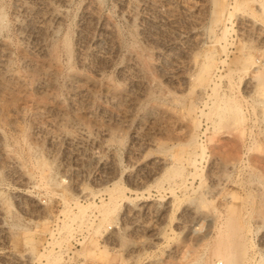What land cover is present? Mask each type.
<instances>
[{
	"label": "rangeland",
	"instance_id": "rangeland-1",
	"mask_svg": "<svg viewBox=\"0 0 264 264\" xmlns=\"http://www.w3.org/2000/svg\"><path fill=\"white\" fill-rule=\"evenodd\" d=\"M262 2L0 0V264H264Z\"/></svg>",
	"mask_w": 264,
	"mask_h": 264
},
{
	"label": "bare ground",
	"instance_id": "bare-ground-1",
	"mask_svg": "<svg viewBox=\"0 0 264 264\" xmlns=\"http://www.w3.org/2000/svg\"><path fill=\"white\" fill-rule=\"evenodd\" d=\"M258 1V0H257ZM260 3V2H259ZM262 3H264V2H262ZM23 7V6H22ZM261 9H264V5H262V4H260V6H259ZM26 8V7H25ZM1 13V12H0ZM61 14V13H60ZM60 14L58 13V14H56V16H54V20L55 21H57L58 19H60L59 17H60ZM1 20V19H0ZM26 21V20H25ZM20 26V25H19ZM58 26V25H57ZM214 41V40H213ZM4 44V43H3ZM213 45V44H212ZM5 47V46H4ZM3 49V48H2ZM7 50L9 49L8 47L6 48ZM45 51V50H44ZM47 52H49V51H47ZM55 52V51H54ZM23 53V52H22ZM3 54V53H2ZM24 54V53H23ZM5 55V54H4ZM4 55H2V56H4ZM204 55V54H203ZM23 56V55H22ZM51 58V57H50ZM247 58H250V57H247ZM4 59H6L5 58V56H4ZM23 59H24V62L26 63V64H28V65H33L34 64V62H33V60L32 59H30V58H28L26 55H24V57H23ZM52 60H53V57H52ZM213 56L211 55V52L210 53H206V55H205V59H204V61H203V63L200 65V71H199V73H198V76L196 77V78H198V80H197V85L200 87V89H201V87L202 86H204L205 85V82H206V79H207V77L209 76V74H210V72H211V69H212V66H213ZM0 64H2V63H4V60L3 59H1L0 60ZM6 63V62H5ZM47 63V62H46ZM248 63H249V61H248ZM2 68V67H1ZM56 68H58V67H56ZM199 69V68H198ZM44 70V69H43ZM45 72V71H44ZM69 77L72 79V80H75V79H83L84 78V76H83V74H81L80 72H72V73H70V75H69ZM5 78V77H4ZM195 78V79H196ZM252 79V78H251ZM249 80V79H248ZM8 81H11V82H13V83H20V81H19V78L18 77H15V76H12L11 78H9V80ZM196 81V80H195ZM253 82V81H252ZM252 82L250 81L249 82V87L250 86H252L253 88H255V87H257V85H255L256 83H254V85L252 84ZM22 83V82H21ZM41 83V82H40ZM1 84L6 88V87H8L9 86V83L7 84V82H4V80H2V82H1ZM93 84H96V82H94L93 81ZM44 85H46V84H40V85H38L39 87H44ZM91 85H92V83H91ZM195 85V84H194ZM208 85V84H207ZM93 86V85H92ZM196 87V86H195ZM259 88V87H258ZM40 89V88H39ZM199 89V88H198ZM105 90H106V95L108 96V97H111V98H114V97H121V95H122V91L121 90H119V89H117V88H115L111 83H107L106 84V86H105ZM198 92L200 91V90H197ZM197 92V94L199 95V93ZM232 103V102H231ZM34 104V103H33ZM32 104V105H33ZM233 104V103H232ZM34 106V105H33ZM230 106V105H229ZM40 107L41 106H39V105H35L34 107H33V111L34 112H38L39 110H40ZM223 108V107H222ZM239 110V109H238ZM229 112L230 113H232V117L230 116V118H232L233 120H234V122L236 123V121H239L240 120V114H239V112L240 111H237L236 110V108L234 107L233 109H232V112L229 110ZM39 113V112H38ZM223 115V114H222ZM220 116H221V114H220ZM219 116V117H220ZM222 117V116H221ZM226 118V117H225ZM229 119V118H228ZM220 120H222V118H220ZM223 120H224V117H223ZM240 122V121H239ZM234 123V124H235ZM199 126V125H198ZM240 132V131H239ZM241 132H243V131H241ZM240 134V133H239ZM242 135V134H241ZM236 137H238V136H236ZM196 138V137H195ZM239 138V140H238V142H236V143H226L225 141L224 142H220V143H218V144H212L211 145V147H210V150H211V154L215 157V160L216 159H218V160H220V162H222V164L224 165V167H229L230 165H232V163H233V161L237 158V153H239L238 152V150H239V145L241 144V137L239 136L238 137ZM226 139V138H225ZM192 146V145H191ZM210 146V145H209ZM244 146V145H243ZM255 147V146H254ZM180 148V147H179ZM204 148V147H203ZM250 148V147H249ZM181 149H182V147H181ZM194 149V148H193ZM255 150V149H254ZM253 150V151H254ZM202 150H200V152H201ZM175 152H177V151H175ZM6 153V152H5ZM174 153V152H173ZM169 153L168 155H167V158L166 159H164L163 161H164V163H167V161H174L175 159H176V155L175 154H177V153ZM192 154V153H191ZM197 154H198V152H197ZM10 155H12V154H10ZM199 155V154H198ZM197 155V156H198ZM180 156V155H179ZM213 157V158H214ZM179 159H182L181 157H178ZM195 159V158H194ZM96 160V159H95ZM217 160V161H218ZM219 162V161H218ZM98 163H99V161H98ZM214 163H216V161L214 162ZM254 163V162H253ZM19 164V163H18ZM172 164V163H171ZM20 165H18V167H19ZM41 166V165H40ZM46 166V165H45ZM1 168V167H0ZM158 170V169H157ZM175 170V169H174ZM29 171V170H28ZM49 171V170H48ZM220 171V170H219ZM218 171V172H219ZM221 173V172H220ZM224 173V172H223ZM44 176V175H43ZM215 176V175H214ZM31 177V176H30ZM30 177H27L26 176V179H25V181L28 183V184H30L31 182H30V179H32V178H30ZM218 177V176H217ZM216 177V178H217ZM215 178V177H214ZM214 178H211V179H214ZM222 179V178H221ZM215 181V180H214ZM217 181V180H216ZM219 181V180H218ZM215 183V182H214ZM33 185V184H32ZM28 186V185H27ZM34 186V185H33ZM29 187H31V185H29ZM80 193L82 194V195H86V192H85V189L84 188H80ZM143 202V201H142ZM2 203V202H1ZM8 206V205H7ZM3 206H1V204H0V213L3 211V210H5V208L3 207ZM195 210L197 209V208H194ZM199 209V208H198ZM202 210V209H201ZM200 212V211H199ZM3 214H4V212H2ZM7 213H9V212H7ZM3 214H2V216H3ZM198 214V213H197ZM207 214H209V212L207 213ZM198 216V215H197ZM195 217V216H194ZM199 217H201V216H199ZM198 219V218H197ZM230 220H232V219H230ZM261 220V219H260ZM234 221V220H233ZM233 221L231 222V223H233ZM261 222V221H260ZM230 223V224H231ZM237 225H238V223H236ZM231 225H234V224H231ZM236 225V226H237ZM3 227V226H2ZM239 227V226H238ZM237 228V227H236ZM231 230H233V228H231ZM235 230V229H234ZM237 231H239L238 230V228H237ZM231 232V231H230ZM236 232V231H235ZM234 232V233H235ZM231 234V233H230ZM241 234V233H240ZM239 233H238V235L237 236H239L240 235ZM233 236V235H232ZM235 237V236H234ZM240 237V236H239ZM238 237V238H239ZM240 239V238H239ZM237 240V239H236ZM228 242V241H227ZM234 242V241H233ZM231 243V242H230ZM235 243V242H234ZM237 244H238V246H239V243H241V241H239V243L238 242H236ZM225 244H227V243H225ZM236 244V245H237ZM228 245V244H227ZM235 245V244H234ZM243 247H242V246ZM240 246H241V249L242 248H244V243H242ZM240 246H239V250H240ZM226 248V247H225ZM235 248H237L238 249V247L237 246H235ZM224 249V248H223ZM234 249V248H233ZM236 249V250H237ZM222 251H224V250H222ZM234 251V250H233ZM235 252V251H234ZM240 252V251H239ZM244 252V253H243ZM241 253H243V254H245V249L243 250H241ZM240 253V254H241ZM237 254H238V252H237ZM227 255V254H226ZM230 256H231V254H229ZM233 255H235L234 253H233ZM232 255V256H233ZM225 256V255H224ZM229 256V257H230ZM229 257L227 256V258L229 259ZM236 257V256H235ZM237 257H239V256H237ZM236 257V258H237ZM234 257H232V259H233ZM236 258H234L235 259V261H234V259H233V264L236 262ZM243 258V257H242ZM262 258H264V257H262ZM29 259V258H28ZM30 260V259H29ZM242 260V259H241ZM241 260H239V261H241ZM222 261H225V260H222ZM227 261V262H226ZM226 261L224 262V263H226V264H230L231 262H230V260H227L226 259ZM223 263V264H224ZM238 263V262H237Z\"/></svg>",
	"mask_w": 264,
	"mask_h": 264
}]
</instances>
